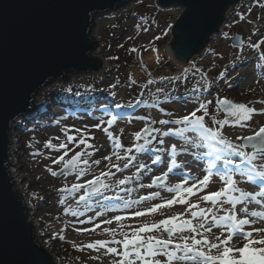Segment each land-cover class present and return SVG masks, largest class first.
Instances as JSON below:
<instances>
[{
  "label": "snow or ice",
  "instance_id": "snow-or-ice-1",
  "mask_svg": "<svg viewBox=\"0 0 264 264\" xmlns=\"http://www.w3.org/2000/svg\"><path fill=\"white\" fill-rule=\"evenodd\" d=\"M256 3L264 8L261 0ZM239 18L246 19L243 14ZM146 25L147 22L145 26L138 22L135 27L138 32H147ZM262 45L264 36L248 41V47L256 50L264 62ZM234 46L243 51L244 42L236 41ZM130 51L135 53L139 49L133 47ZM260 67L264 69V63ZM197 74L199 79L187 98L182 94L173 101L184 105V113L165 112L160 106L166 118H160L159 113L139 116L143 126L132 134L130 146H125L120 135L112 131L126 114L110 111L108 105H100L99 117L89 111L87 115L93 123L65 124L60 127L63 138L57 135L44 142L43 148L49 153L46 158L57 166L55 169L46 166L50 175L67 178L71 174L76 181L57 189L64 194L59 199L61 205H66L63 211L73 218L92 213L86 220L78 221L90 227L75 230L89 236L99 230L98 234L107 237L89 239L79 246L73 244L81 252L96 253L89 257L91 260L101 264L105 259L107 264H264V124L256 127L250 123L254 114H264V107L257 109L250 105H264V100L243 103L213 94L214 82L195 65L183 68L171 78L161 77L159 81L149 78L143 86L147 89L157 85L155 95L159 99L161 94L174 90L179 81L187 83L190 76ZM227 75V70L219 73L221 79ZM129 81L130 85L137 84L131 77ZM116 87L110 85L111 89ZM92 90L89 87L86 91ZM66 91L72 94L66 97L70 107L84 100L79 91L73 92L71 88ZM109 95L115 98L117 93L110 91ZM77 96L79 101L75 99ZM190 102L193 107L188 109ZM141 103L136 100L117 103L115 107L134 108ZM213 111L223 112L224 118L217 119ZM64 119L62 116L54 122L60 125ZM228 125L248 132L233 139L225 134ZM93 130L107 137L110 154L100 153L92 143L96 139ZM77 148L80 150L76 151ZM97 154L99 158H95ZM33 155L44 153L37 151ZM141 156H147L151 165L163 167L153 171L148 163L139 162ZM102 163V169L95 172L94 166L100 167ZM132 167L135 171L124 175ZM193 167L202 174L194 173ZM171 176L179 179L169 183ZM217 182L219 187L212 190ZM139 190L146 191L133 198L132 194ZM108 192L112 195H107ZM155 215L161 218L148 220ZM62 233L63 229L55 238L64 240Z\"/></svg>",
  "mask_w": 264,
  "mask_h": 264
},
{
  "label": "rangeland",
  "instance_id": "rangeland-1",
  "mask_svg": "<svg viewBox=\"0 0 264 264\" xmlns=\"http://www.w3.org/2000/svg\"><path fill=\"white\" fill-rule=\"evenodd\" d=\"M261 3H264V0H261ZM232 6L230 14L227 15V18L225 17L221 33L213 34L203 50L194 55L184 66L176 64L166 53V46L172 38L170 33L172 23L181 16L184 6L172 5L167 9H159L156 0H131L118 6L115 11L94 15L92 30L98 40L95 49L99 54L97 58L100 61L103 60L104 68L77 73L69 76L68 80L59 79L47 83L44 93L46 102L52 104L53 114L45 112L37 114L31 111L25 114L18 123L15 129L17 138L12 159L16 166L20 167L19 170H22V174H32L25 179L24 183H27L24 188L25 198H22L24 203L29 206L27 212L29 220L35 224L36 242L48 254H51L52 260L56 264H101V262L89 258L96 253L89 250L81 252L78 247H73V244L79 246L82 242L87 243L89 239L107 238L98 234L99 230L97 233H92L91 236L78 231L74 233L75 229L82 226L77 222L85 217H71L70 214L63 211L66 205L59 203V199L64 194L59 193L57 189L64 183L70 184L76 181H72L74 176L71 174L67 178L50 175L46 166H51L54 169L57 166L52 165L51 161L46 158L49 153L43 148V144L47 139L57 135L63 138L60 127L65 124L82 126L84 123H93L94 121L87 114L91 111L99 117L101 115V112L98 111L100 105H108L109 110L113 112H122L121 110L124 109L125 112L122 113H125L126 117L119 120L112 131L120 135L125 146H130L132 134L143 126V122L138 119L139 116H155L159 113L160 118H166L164 112H160V106H163L165 112L184 113V105L173 101H177V98L182 94L187 98L193 84L199 79V75L190 76L187 83L183 80L179 81L174 90L169 91L167 95L161 94L159 99L155 95L157 85L146 89L143 86L146 80L151 78L159 81L161 77H174L189 65H195L208 73L209 81L214 82L213 94L219 93L220 96H226L236 102L243 103L264 100V69L260 67L264 62L260 61L256 50L248 47L249 39L257 41L264 36V8H261L256 0H238ZM239 14H243L246 19L241 21ZM138 22L142 26H145V22H147L146 26L149 27V30L138 32L135 27ZM225 32L229 35L224 36ZM90 33L92 34V32ZM236 35H240L244 42L243 51L234 46L235 43L232 40ZM156 37H160V39L157 40ZM133 47L139 51L131 52L130 49ZM260 51H264V45L261 46ZM224 70H227L228 75L225 79H221L219 73ZM129 77L137 80V84L130 85ZM112 84H116L117 87L111 89L110 85ZM89 87L94 90L86 91ZM68 88H71L73 92L79 91L83 96L89 95L90 97L87 99L90 103L89 109L72 110L69 100L61 99V97L66 98L72 95L66 91ZM110 91H116L115 98L109 95ZM205 97L211 98L207 97V94ZM136 100L142 101L137 107L122 109L115 107L117 103L123 104ZM78 105L88 106L84 101ZM250 106L257 109L264 107L260 103H253ZM192 107L193 103L187 104L188 109ZM212 114L216 115L217 119L224 118L223 112L213 111ZM62 116L66 119L61 120L60 125L55 124L54 121ZM250 123L256 127L264 124V114H254ZM120 129H123L122 134ZM224 131L226 135L234 139L237 135L246 134L248 129L228 125ZM92 135L96 138L92 143L107 149L110 142L102 132L93 130ZM79 150V148L76 149V151ZM37 151L43 152L44 155L34 156L33 153ZM105 154H110L109 150ZM182 160L183 158L181 162ZM34 162L36 164H33ZM139 162L151 165V160L147 156H141ZM158 167L162 168L163 166L158 165ZM195 169L199 172V169ZM134 171L135 168L132 167L126 170L124 175H130ZM117 174L119 178L120 173ZM147 175H151V173ZM34 177L36 179L39 177L37 182H32ZM145 182H147L146 179ZM169 183H171V177ZM132 186L128 185V187ZM217 187H219L218 182L213 185L212 190ZM106 194L112 195L111 192ZM140 194H142L141 190L132 195L134 198ZM69 202L75 206L73 201ZM176 210H179V206L176 207ZM57 218L63 219L61 226L63 227L62 234L65 236L64 240L55 238L58 232L52 230L53 224L58 223L56 222ZM160 218L159 215H155L149 216L148 220ZM65 225H67L66 228ZM84 225L90 226L87 223ZM102 264H107V260H103Z\"/></svg>",
  "mask_w": 264,
  "mask_h": 264
},
{
  "label": "water",
  "instance_id": "water-1",
  "mask_svg": "<svg viewBox=\"0 0 264 264\" xmlns=\"http://www.w3.org/2000/svg\"><path fill=\"white\" fill-rule=\"evenodd\" d=\"M129 1L0 0V264H56L36 242L35 224L26 217L29 206L23 204L18 189L14 191L8 175L6 133L10 124L33 109L35 91L42 86L68 80V72L86 73L103 67V60L90 56L98 44L90 36L92 19ZM237 2L156 0L160 9L184 6L172 23L173 38L166 46L171 60L184 66L199 54ZM232 41H241V36Z\"/></svg>",
  "mask_w": 264,
  "mask_h": 264
},
{
  "label": "bare ground",
  "instance_id": "bare-ground-1",
  "mask_svg": "<svg viewBox=\"0 0 264 264\" xmlns=\"http://www.w3.org/2000/svg\"><path fill=\"white\" fill-rule=\"evenodd\" d=\"M131 1V0H130ZM232 7L233 6H231V8H229L228 10H227V12L225 13V15H224V18L225 17H227V15L228 14H230V12H231V10H232ZM167 9V8H166ZM112 11H115V10H112ZM111 12V11H110ZM107 13H109V12H106V14ZM93 19H94V17H93ZM93 19H92V22H94L93 21ZM93 27V26H92ZM92 27H91V29H90V32H92V34L90 33V36H91V38L93 39V40H96V42L98 41L97 40V36L95 35V33H93V30H92ZM98 51V50H97ZM96 51V49L95 50H93L91 53H90V55H91V57H98L99 56V54H98V52ZM102 68V67H101ZM101 68H99L100 70H101ZM103 68H104V65H103ZM102 68V69H103ZM65 75H68V76H72V75H75V73H70V72H68V73H65ZM54 81H56V80H54ZM45 86V87H44ZM44 86H42L40 89H38L37 91H35V92H37V94H35L34 95V97H33V99H37L36 101L35 100H32V102H31V104L33 105L34 103H35V105L34 106H32V110H30L29 112H34V113H37V114H39L40 112L41 113H49V114H53V109H52V107H51V105L48 103V102H46V96H45V93H44V90H45V88H46V86H47V84L46 85H44ZM35 101V102H34ZM54 105V104H53ZM25 115H20V116H18L17 118H15L12 122H11V124H10V127H9V129H8V132L6 133V134H8V136H7V140H9V141H7L8 143L7 144H9L8 145V147H7V150H8V153H6L7 154V170H8V175H9V177H11L10 178V180H11V182L13 181V188H14V191L16 190V189H18V195H19V197L21 198V197H24L25 198V194H24V188H25V184L27 185V183H24L25 182V179L27 178V176H31L32 174H28V175H25V174H22V170H19V168L20 167H18V166H16V164L14 163V160L12 159V156H13V154L15 153V142H16V138H17V133H16V131H15V129H16V126L18 125V123L21 121V119H23V117H24ZM98 147V146H97ZM99 149H100V153H102V154H105L108 150H109V148H110V144L108 145V147H107V149L105 148V147H102V146H100V147H98ZM35 151V150H34ZM105 155H107V154H105ZM9 157V158H8ZM96 158H99V154H97V157ZM143 163H145V162H143ZM33 164H36V162H34ZM152 168H153V171H156L157 169H160V167H158L157 168V166L158 165H150ZM102 167H103V163H102V165L100 166V167H95L94 166V170H95V172H99L101 169H102ZM193 172L194 173H199L196 169H195V167H194V170H193ZM117 176H118V174H117ZM39 177H37V179H38ZM89 178H91L90 176H89ZM37 179L34 177L33 179H32V182H37ZM179 178L178 177H176V176H171V183H174V182H176L177 180H178ZM72 181H75L74 180V177L72 178ZM145 182V181H144ZM153 190H155V189H153ZM142 191V194L144 193L143 192V190H141ZM145 191V190H144ZM23 204L24 205H26L25 203H24V201H23ZM28 209H27V211H26V217H27V220L28 221H30L29 219V215H28ZM92 213H88L87 215H91ZM87 215L85 216V220H86V217H87ZM30 222H33V221H30ZM56 222H58V223H55V224H53V226H52V230L53 231H56V232H59L61 229H63V227L61 226V222H63V219L62 218H57V220H56ZM78 224H80L79 222H77ZM34 224V223H33ZM81 225V224H80ZM33 227H35V225L33 226ZM90 227V226H89ZM79 228H87V226H81V227H79ZM78 228V229H79ZM74 233H77V231H74ZM34 234V237H35V240H36V236H35V233H33Z\"/></svg>",
  "mask_w": 264,
  "mask_h": 264
},
{
  "label": "trees",
  "instance_id": "trees-1",
  "mask_svg": "<svg viewBox=\"0 0 264 264\" xmlns=\"http://www.w3.org/2000/svg\"><path fill=\"white\" fill-rule=\"evenodd\" d=\"M173 38V37H172ZM171 41H172V39H171ZM83 95V94H82ZM90 96L89 95H84V103H86L88 106H82V105H76V106H71L70 108H72V110H86V109H89V106H90V103L88 102V98H89ZM61 99H63V101L64 100H68V99H66L65 97L63 98V97H61ZM75 99L77 100V101H79L80 100V97L79 96H77V97H75ZM122 112H125V110L124 109H122L121 110Z\"/></svg>",
  "mask_w": 264,
  "mask_h": 264
}]
</instances>
